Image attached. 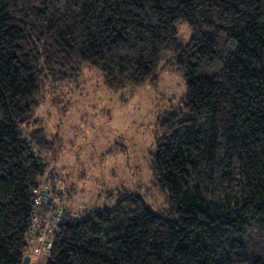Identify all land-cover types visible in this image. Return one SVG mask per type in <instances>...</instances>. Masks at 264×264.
Instances as JSON below:
<instances>
[{"label":"trees","instance_id":"trees-1","mask_svg":"<svg viewBox=\"0 0 264 264\" xmlns=\"http://www.w3.org/2000/svg\"><path fill=\"white\" fill-rule=\"evenodd\" d=\"M83 66L115 92L174 69L185 95L154 121L159 200L107 191L75 212L63 187L44 249L33 196L56 169L35 112ZM31 247L35 264H264V0H0V264Z\"/></svg>","mask_w":264,"mask_h":264},{"label":"rangeland","instance_id":"rangeland-1","mask_svg":"<svg viewBox=\"0 0 264 264\" xmlns=\"http://www.w3.org/2000/svg\"><path fill=\"white\" fill-rule=\"evenodd\" d=\"M176 30L181 43L189 40L185 22L177 23ZM184 95V80L174 69L159 73L154 83L115 92L89 66H83L65 94L55 100L50 95L35 117L54 141L52 164L68 192L66 205L75 212L111 207L114 200L107 201L105 192L122 189L147 202L159 200L148 166L155 151L154 121ZM34 250L29 251L32 260Z\"/></svg>","mask_w":264,"mask_h":264},{"label":"built area","instance_id":"built-area-1","mask_svg":"<svg viewBox=\"0 0 264 264\" xmlns=\"http://www.w3.org/2000/svg\"><path fill=\"white\" fill-rule=\"evenodd\" d=\"M50 177L51 181L49 183H41L33 196V203L35 206H39L41 204H47L49 206V209L44 213L45 217L43 219L42 228L38 232L36 231L37 215H34L31 217V227L28 231V235L30 236L29 241H32L33 238L36 239V241L39 242L44 249H48L51 246V238H53L54 234H56L55 226L59 222L62 214V203L60 200V195L63 192L61 185L62 176L61 174H58L57 170H54L50 174ZM36 232L37 234L35 235ZM40 254L41 250L39 248H35V261L39 258ZM34 260L32 261V264H35Z\"/></svg>","mask_w":264,"mask_h":264},{"label":"water","instance_id":"water-1","mask_svg":"<svg viewBox=\"0 0 264 264\" xmlns=\"http://www.w3.org/2000/svg\"><path fill=\"white\" fill-rule=\"evenodd\" d=\"M29 259H30L29 255H27V254L24 255L22 258L21 264H32L29 262Z\"/></svg>","mask_w":264,"mask_h":264},{"label":"crops","instance_id":"crops-1","mask_svg":"<svg viewBox=\"0 0 264 264\" xmlns=\"http://www.w3.org/2000/svg\"><path fill=\"white\" fill-rule=\"evenodd\" d=\"M29 257H30V259H29V260H31V257H32V256H29Z\"/></svg>","mask_w":264,"mask_h":264}]
</instances>
